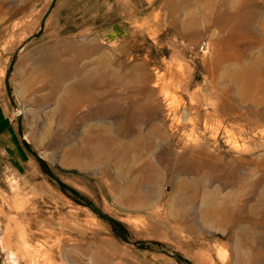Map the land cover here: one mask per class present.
<instances>
[{
  "label": "rangeland",
  "instance_id": "374dc122",
  "mask_svg": "<svg viewBox=\"0 0 264 264\" xmlns=\"http://www.w3.org/2000/svg\"><path fill=\"white\" fill-rule=\"evenodd\" d=\"M232 42L252 48L217 68L219 44ZM77 48L87 71L135 83L105 92L106 81L99 104L64 116L61 92L40 90L46 81L31 71ZM259 54L264 0H0V101L29 159L24 173L0 178V264H264V121L227 115L254 108L241 99L240 76ZM155 126L161 138L127 160L111 146L99 162H65L71 149H93L88 137L124 144ZM177 154L206 166L161 167ZM148 160L160 176L135 194L153 189L156 198L130 204L124 193ZM211 206L241 208L244 218L210 224Z\"/></svg>",
  "mask_w": 264,
  "mask_h": 264
},
{
  "label": "bare ground",
  "instance_id": "6f19581e",
  "mask_svg": "<svg viewBox=\"0 0 264 264\" xmlns=\"http://www.w3.org/2000/svg\"><path fill=\"white\" fill-rule=\"evenodd\" d=\"M71 46H72L71 48L72 50L73 48L76 47V45H71ZM219 47H220V53L216 57V61H215V66H217V68L221 66L222 62L225 61L226 58L227 59L230 58L235 61L241 60L243 58L242 53H245L247 50H249L251 46L247 45V46H244L242 49L239 46L238 42H232V44L220 43ZM86 52L87 51H85L84 49L77 48L73 57H71V59H68L66 62H63L62 60H60V57L58 55L54 59L53 62L51 61L50 63L40 62V63L34 64V66L32 67V71H31L32 78L42 77V79H45L46 81L40 86V90H49L51 95L61 92V95L59 96L58 101L62 105V108H63L62 114L64 116H68L71 113V111H73L78 106H81L84 103H90L89 101L94 100L98 102L99 104L100 98L104 92L102 89V85L106 81H107V84H106L107 88L105 89V92L112 91L113 86H117V85L123 86L125 88L127 87L132 88L134 86L133 84L135 83V80L133 79L132 76L130 77L128 76L129 82L127 83L126 80H124L123 82V80L118 75L112 76V79H109L111 77L103 76L101 74L102 69L100 67L87 71L85 66H79L78 60L79 58H81V56L86 55ZM30 80L31 79H29V81ZM140 80L144 84L147 80V77H142ZM240 80L243 85L241 99L246 102L247 100H250L254 104V108H251L250 110L246 112H242L239 110V112H235L236 113L235 115H231L227 112V115L231 117L232 119L235 116H236L235 118H239V117L243 118L246 121L247 125H251L253 123L250 121L248 117H249V114H251V112L253 111L256 115V118L260 120L261 122H263L264 121V55L259 54L256 58L252 59V61L250 62V65L246 66L245 70L242 72L240 76ZM30 86H32V81L27 83L26 85L27 88ZM90 88H96L98 92L93 93L91 95L87 94V91ZM237 113L239 114L237 115ZM209 115H212V114H209ZM237 127L240 130L239 131L240 135H243L244 130L241 129L242 126L239 125ZM108 132L110 131H106L105 134ZM121 132L122 131H120V133ZM161 135H162L161 129L155 126L151 129V132L148 138L141 137L135 140L132 139V142L124 143V144L121 142H117V143H114L113 145V142L111 143V141L109 142L110 144H108V140L110 139L109 137H107V135H105V137L102 139L98 137H95V138L88 137L87 140L91 145L93 144V149L92 150H87L86 148H81L79 150L71 149V151H69L68 155L66 156L67 160L65 162H73L74 164H77V165H81V164L90 165V164L99 162L102 160L103 158L102 156L103 154H105L104 152L110 153L111 146L117 149V152H118L117 159L120 158L121 160L124 161L128 159L127 155L129 154L130 151L137 149L139 147H143V146L151 147L152 139L154 140L156 138H161L160 137ZM111 152L114 153L113 148ZM173 160H174L173 162H169L166 165L164 164L165 162L160 163V165L161 167L165 169L170 168L171 170H174L177 173L183 170V166H185L184 171L185 169L187 170V172L194 171L195 174L206 166V163L203 161H198V162L195 161L193 155L191 154L190 155H178L177 154L174 156ZM159 176H160V172H159L158 167H156L151 160H148L145 166L142 169H140V176H137L128 185L129 190L126 189L124 193V194H127L128 192V195L127 196L124 195L123 199H125L126 201V199L129 197L127 199L129 203L138 205V206L144 205L143 202H146L147 199L148 200L155 199L156 195L153 189L147 190L145 192L144 199L139 197L138 194H135V190L138 188V186L144 179L153 181L155 178H158ZM192 187H193L192 180L181 181L178 189L180 192H182L184 188L186 189V188H192ZM224 206H221L220 209L213 207V206L207 207V210L204 213V216L207 218L210 224H217L220 226H224L226 224L233 225L235 224L234 222L236 220H241L244 218V213L241 208L234 211ZM256 212H257V208H254L253 211H251L252 213L251 216L252 217L255 216ZM180 218L181 216L179 215V212H176L175 213V223L178 225L180 223Z\"/></svg>",
  "mask_w": 264,
  "mask_h": 264
},
{
  "label": "crops",
  "instance_id": "0c3cea01",
  "mask_svg": "<svg viewBox=\"0 0 264 264\" xmlns=\"http://www.w3.org/2000/svg\"><path fill=\"white\" fill-rule=\"evenodd\" d=\"M0 122L5 129L0 136V178L9 174L14 176L24 173L29 159L14 129L12 117L6 106L0 101Z\"/></svg>",
  "mask_w": 264,
  "mask_h": 264
},
{
  "label": "water",
  "instance_id": "95a60500",
  "mask_svg": "<svg viewBox=\"0 0 264 264\" xmlns=\"http://www.w3.org/2000/svg\"><path fill=\"white\" fill-rule=\"evenodd\" d=\"M89 207L91 210L95 211L97 213V215L99 217H101L102 219H107L111 222H114V220L112 218H110V217L106 216L105 214L101 213L100 211H98L93 205H89Z\"/></svg>",
  "mask_w": 264,
  "mask_h": 264
}]
</instances>
